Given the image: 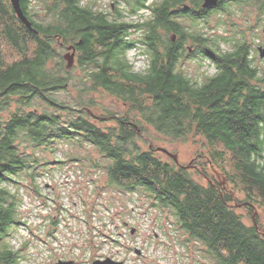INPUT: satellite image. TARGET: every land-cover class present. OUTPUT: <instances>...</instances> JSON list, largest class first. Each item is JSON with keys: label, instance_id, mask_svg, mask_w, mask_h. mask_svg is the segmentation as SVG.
Instances as JSON below:
<instances>
[{"label": "trees", "instance_id": "obj_1", "mask_svg": "<svg viewBox=\"0 0 264 264\" xmlns=\"http://www.w3.org/2000/svg\"><path fill=\"white\" fill-rule=\"evenodd\" d=\"M51 1L44 9L49 21L43 23L32 18L31 0H20L34 33L18 20L9 0H0L3 38L20 55L8 65L0 55V264H22L20 251L8 246L11 229L25 225L19 186L28 178L41 193L36 183L43 167L40 153H54L60 143L93 147L99 158H90L89 166L104 171L105 187L143 194L150 207L169 218L183 245L204 246L209 264H264L261 219L256 217L257 226L246 224L235 207L237 202L264 215V69L253 64V48L234 22L231 34L206 36L178 21L187 19L195 27L209 25L215 17V30L225 25L223 14L255 9L256 28H248L253 31L264 18V0H219L207 9L201 8L202 0H155L150 5L149 0H126L130 15L145 8L153 15L135 27L143 31L137 43L148 55L143 74L134 72L125 58L136 42L127 40L131 26L117 20L122 14L110 20L90 0ZM56 39L64 47L75 46L76 64L70 69ZM188 41L191 51L185 48ZM194 56L209 60L214 73L199 80L183 74L180 62ZM69 86L78 91V110L52 96ZM99 89L127 105L107 128L93 123L89 109L94 101L84 99ZM127 123L141 134L147 125L173 141L206 140L209 152L197 160L196 173L207 182L197 181L191 168L157 157L155 148L143 150L136 128ZM236 192L244 198L237 200Z\"/></svg>", "mask_w": 264, "mask_h": 264}, {"label": "rangeland", "instance_id": "obj_2", "mask_svg": "<svg viewBox=\"0 0 264 264\" xmlns=\"http://www.w3.org/2000/svg\"><path fill=\"white\" fill-rule=\"evenodd\" d=\"M94 9L101 11L110 20L129 24L127 40L136 42V45L125 52L127 62L134 72L143 74L149 65L148 55L144 46L137 41L143 31L135 28L149 20L153 15L149 10L143 9L137 15H130V8L126 0H90ZM155 0H149L148 4ZM51 0H31L30 14L38 22L48 23L45 7ZM88 0H84L86 4ZM213 17L209 25L199 22L191 27L187 19H179L190 31H199L206 36L231 34V22L246 33L247 40L253 48V64L264 69V57H260L258 47H264V18L260 20L261 26L253 31L257 24L255 9H245L235 15H222L225 25L216 26ZM256 28V27H255ZM56 39V49L62 56L64 65L67 62L64 55L71 51L60 44ZM193 45L187 42L185 48L192 49ZM222 49H227L221 45ZM0 55L4 64L8 65L20 59L3 38L0 28ZM77 54L74 55L73 64H76ZM200 64V66L198 65ZM179 69L189 77L200 79L202 76L211 75L215 69L207 59L200 60L191 57L180 62ZM78 91L69 86L66 90L59 91L52 96L58 102L71 104L74 110L80 109ZM86 100L93 99L94 105L90 110L93 123L99 127H109L116 124L111 116L120 117L127 110V105L103 90H97L85 96ZM43 103V102H42ZM41 104V103H40ZM42 105V104H41ZM44 105V103H43ZM87 108L86 104H83ZM50 111L51 108L48 107ZM109 113H108V112ZM109 114V115H108ZM99 118H94V116ZM91 119V120H92ZM147 132L138 131V143L143 150L148 148H164L178 159V164L185 165L193 170V177L205 184L207 177L196 173L201 162L200 157H205L209 152V145L203 138L189 139L186 142L173 141L145 125ZM56 151L40 153V162L43 164L38 169L40 175L36 183L40 187V194L36 193L34 185L28 178H22L19 193L22 198L21 214L25 225L12 228L8 246L19 250L23 256L22 264H55L58 260H74L75 264H91L98 257H112L124 262L123 264H209L211 261L204 253V246L199 243L185 241L182 235L174 230L169 218L162 216L160 210L150 207L143 194L126 193L105 187L106 174L104 171L92 169L91 159H98L96 150L89 146H77L60 143L54 147ZM79 155L82 159L78 162L70 160L71 156ZM157 157L167 160L169 156L160 152ZM91 158V159H90ZM58 161H62L59 163ZM197 167V168H196ZM199 170V169H198ZM215 178L225 186V178L217 172ZM205 178V179H204ZM237 200L244 198L243 194L236 192ZM236 201V200H235ZM237 212L243 216L246 224L253 222V217L258 216L264 228V215L255 208L250 213L243 205L236 202ZM131 228L135 233H131Z\"/></svg>", "mask_w": 264, "mask_h": 264}, {"label": "water", "instance_id": "obj_3", "mask_svg": "<svg viewBox=\"0 0 264 264\" xmlns=\"http://www.w3.org/2000/svg\"><path fill=\"white\" fill-rule=\"evenodd\" d=\"M11 7L16 15V17L18 18V20L29 30H31L34 33H38L37 30L33 27L31 21L27 18V16L23 13V10L21 8L20 5V0H9ZM219 0H202L201 3V8L202 9H207L211 6H214L215 4H217ZM188 5H185L184 8H187ZM175 35H173L171 37L172 41H175ZM68 50H72V52L70 54H66L64 55V59L66 60L67 64H66V69H70L73 66V61H74V48L73 46L69 47ZM206 53L209 54V56L214 57V53L210 50V49H205ZM258 53L260 55V57H264V47H258ZM137 133H138V129L136 127ZM156 151L165 153L167 156H169V158L173 159L175 163H178V159L177 156L175 154L170 153L169 151H167L164 148L158 147L156 148ZM253 225L257 226V223L255 221V218L253 217ZM72 261H58L55 264H72ZM93 264H121V263H113L111 260L106 259L103 261H95Z\"/></svg>", "mask_w": 264, "mask_h": 264}, {"label": "flooded vegetation", "instance_id": "obj_4", "mask_svg": "<svg viewBox=\"0 0 264 264\" xmlns=\"http://www.w3.org/2000/svg\"><path fill=\"white\" fill-rule=\"evenodd\" d=\"M126 2V1H125ZM9 3H10V1H9ZM147 5H150V4H148L147 3ZM10 6H11V4H10ZM12 8V7H11ZM146 10H149L151 13H152V11L150 10V8H145ZM13 10V9H12ZM143 10V9H142ZM14 12V11H13ZM15 14V13H14ZM105 14V13H104ZM138 14V13H137ZM137 14H134V15H137ZM106 15V14H105ZM118 15H120V14H118ZM28 18V17H27ZM108 18V17H107ZM116 18V17H115ZM109 19V18H108ZM31 21V20H30ZM32 23V22H31ZM71 46H73V48H74V55L76 54V49H75V46L74 45H67L66 46V48L68 49L69 47H71ZM188 50L189 51H191V49H189V47H188ZM71 52H72V50H71ZM92 116V115H91ZM94 116V118H99L98 116H95V115H93ZM110 118H112V119H118V117H116V116H111ZM128 124V126L129 125H131L132 127L134 126L135 128H136V126L134 125V124H132V123H127ZM138 129V128H137ZM132 230H131V233H135V229L134 228H131ZM106 259H109V260H111L113 263H121V264H123L124 262H122V261H120V260H116V259H114V258H112V257H108V255L107 256H105V257H98V258H96L95 260H92V263L91 264H93L95 261H103V260H106ZM58 261H72L73 263L72 264H75V261L74 260H71V259H69V260H63V259H60V260H58Z\"/></svg>", "mask_w": 264, "mask_h": 264}]
</instances>
